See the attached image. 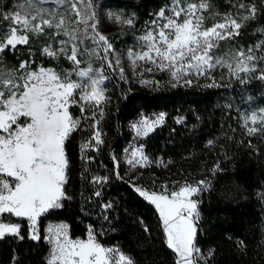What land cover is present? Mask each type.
<instances>
[{"label": "trees", "instance_id": "16d2710c", "mask_svg": "<svg viewBox=\"0 0 264 264\" xmlns=\"http://www.w3.org/2000/svg\"><path fill=\"white\" fill-rule=\"evenodd\" d=\"M235 1L246 8L252 0ZM116 2L129 4L128 0ZM160 3L161 0H141V7L146 11L148 6L156 7ZM262 23L264 7L259 16L243 22L238 42H253L260 35L255 26ZM93 35L87 36L94 44L92 53L103 60V46L95 42ZM30 37L31 45L18 44L15 49L9 46L0 52V70L18 69L26 61L31 66L58 65L71 75L77 72L61 55L43 54L42 41L33 34ZM78 58H81L79 50ZM241 79L245 82L228 78L213 85H166L155 89L124 81L115 74L104 81L109 106L101 116L108 135L103 146L120 150L130 139L127 125L130 117L141 108H163L167 111L165 121L142 139L151 161L150 167L139 168L140 175L148 178L149 185H153L150 184L153 180L169 178L207 182L193 196L199 213L194 241L201 250H208L206 264H264V131L249 135L247 128L253 124L249 121L244 126V117L252 110L264 109V80ZM176 114H182L184 119L176 122ZM86 125L84 117L81 118L65 141L66 198L61 200V207L49 209L38 218L40 239L30 238L24 217L0 216V220L20 223L19 236L0 238V264H46L48 243L43 236L48 219L65 220L74 236L84 234L87 222L101 218V223H107L103 235L97 229L98 238L118 240L134 256L136 264H175L156 207L135 191L144 185L117 175L122 165L114 153L105 155L111 171L98 190L103 195L110 189L115 192L112 205L106 208L98 205V196L87 191L78 144ZM208 141L213 143L209 145Z\"/></svg>", "mask_w": 264, "mask_h": 264}, {"label": "snow or ice", "instance_id": "6c2138e0", "mask_svg": "<svg viewBox=\"0 0 264 264\" xmlns=\"http://www.w3.org/2000/svg\"><path fill=\"white\" fill-rule=\"evenodd\" d=\"M80 2L84 4L83 11L77 8L76 0H57L58 4L71 8L78 17L77 23L86 26L85 31L91 28L93 39L102 44L104 59L108 66L112 67L113 62L107 59L112 44L105 35L97 31L99 21L96 13L91 11L92 0ZM29 6L31 7L30 0ZM208 7L205 0H201L199 4L184 0L183 5L181 0H171V7L161 8L155 14L156 19L150 22L152 27L139 38L142 48L146 50L141 53L129 50L128 57L132 64L135 66L138 61H145L154 66L146 68L145 71H167L173 80L184 79L185 84L192 83L185 77L207 76L217 65L226 67L241 83L245 82L241 79V73L247 77L248 74L259 71L257 78L264 80V68H258L257 64L253 63L264 62V56L257 57L252 48L248 49V55L242 50L237 52L235 63L211 55L219 40L233 34L238 35L243 22L255 17V5L245 8L240 4L239 9L244 10L246 15L234 18L225 14L224 22L205 27L202 12ZM41 11L43 10H36L35 14L28 10L23 14L19 11L7 15L0 13L4 20L15 25L6 29L7 34L0 37V52L9 46L15 49L18 44L28 43L27 33L38 35L44 32L45 26L53 27L51 20L41 18ZM166 11L171 15L166 16ZM181 16L184 17L183 20L180 19ZM113 18L116 23H133L132 18L122 20L121 15L109 13V19ZM89 21L92 23L89 24ZM63 25L64 20L61 18L55 27L61 29ZM18 32L25 34L18 35ZM74 32L75 29L72 32L65 31L64 35L75 41ZM66 43L68 41H59L61 47L58 51L52 50L51 45L45 46L42 51L50 57H56L58 52L66 54L63 47ZM262 45L264 41L255 47L261 48ZM97 55L99 56V53ZM77 56L78 49L73 43L71 55H67V59L79 66ZM115 63L118 65L119 60ZM28 69V62L22 61L18 69L0 70V214L26 217L30 222V238L39 240L38 218L49 209L61 207L60 201L66 198L63 190L68 168L65 141L80 123L79 119H74L69 112L71 103L75 102L74 94L79 93L82 104H94L99 107L105 98L103 84L107 78L102 71L93 70L91 66L77 71L76 80L71 78V74L58 73L52 68L41 66L38 70ZM120 71L123 78V69ZM83 111L85 109L81 107V112ZM100 114L103 115L102 108ZM164 116V113H160L151 122L145 118L141 121L142 127L134 124L133 128H137L138 135H147L155 125L163 122ZM20 117L29 118V121L21 124ZM249 121L253 125H260L247 128L249 135L264 131V109L245 116L244 126H247ZM99 137L100 133L95 132L94 139L97 144L102 143ZM212 143L208 141L209 145ZM86 147L87 144H82L81 151ZM127 163L132 167L147 165L148 157L143 155L142 146L132 150ZM106 179L107 177H93V182L99 184ZM206 184V181L198 182L197 186L185 184L179 191H172L170 197L155 191L135 188L141 197L155 205L159 211L167 247L173 250L177 257L175 264H198L204 259L194 243L197 229L192 217L195 214L198 219L199 213L196 211L197 203L190 197L200 192V186ZM95 195L99 196L100 192ZM19 233V224L0 223V238L6 235L19 236ZM47 233L45 240L51 248L46 264H134L132 258L119 249L105 248L98 244L91 231L87 240H73L68 235L67 225L61 223L54 227L49 226Z\"/></svg>", "mask_w": 264, "mask_h": 264}, {"label": "rangeland", "instance_id": "374dc122", "mask_svg": "<svg viewBox=\"0 0 264 264\" xmlns=\"http://www.w3.org/2000/svg\"><path fill=\"white\" fill-rule=\"evenodd\" d=\"M117 1V0H116ZM111 2L110 0H92V8L91 11L96 13L98 23L97 31L103 35H105L109 41V43L112 44V50L108 53V60H111L113 62L112 67L108 66L107 61L103 58V60L99 57H94L92 51L94 44L92 40L88 39L87 36L89 33H93L91 28H88L87 31H85L86 26L83 23H77L78 17L77 15L71 10V8L67 5H61L57 3V0H30L31 7L29 6V0H0V13H3L4 15H7L9 13H15L17 11L23 12L25 10L31 11L33 14H35L36 10H43L41 11V18L42 19H48L52 21L53 27L48 28L45 26V30L42 34H38L41 37L38 38L37 34L33 33H27L28 35V45H31L32 40L30 35L33 34V37L37 38V40L42 41L40 45L41 52L45 46L51 45L52 50L58 51V49L61 47L59 44V41L65 40L68 41L63 47L65 48L66 54H58L61 55L64 59L69 61V64L71 67H75L76 71H79L80 69H86L89 66L93 70H100L103 72V75L108 79L111 75L115 74L119 77H121V71L120 69H123V80L124 81H130L131 83H136L145 87H150L152 89L159 88L161 86H174V85H183L185 84L184 79H181L179 81L173 80L171 75L167 72H161L154 70L152 72L145 71L148 67H154L150 63H147L145 61H138L137 64L134 66L128 57L129 50H132L135 53H141L142 51H145L146 48H142V42L140 41V37L146 34V30L151 28V21L153 19H156L155 14L160 11L161 8H168L171 7V0H161V3L156 6L152 7L151 5L146 8V11L141 7V0H128L129 4H120V2ZM222 3H219L217 0H205L206 3H208L209 7L207 10L203 11L202 14L205 17L204 20V26L205 27H211L215 23H222L224 22L225 14H230L234 18H237L238 16L246 15L247 13L243 10L240 11L238 9L239 1H232V0H222ZM188 3H197L199 4L201 0H187ZM77 8H79L81 11L84 10V4L80 2V0H76ZM181 3L183 5L184 0H181ZM255 5L256 8V14L255 17L259 16L260 13L263 12L264 7V0H256V1H250L247 5V7ZM23 6V7H21ZM246 7V8H247ZM109 13L113 14H119L121 15L122 20H126L128 18H132L133 23L132 25H128L125 23H116L114 18L109 19ZM166 16H170L171 13L166 11ZM254 17V18H255ZM63 18L64 25L61 29H57L55 27L56 24H58ZM183 16L180 17L181 20H183ZM253 19V18H251ZM92 23V21H89V24ZM12 25L10 21L4 20L2 16H0V37L6 35V29H8ZM256 29L260 31V35L253 41L248 44L239 43L238 40L240 39V30L239 34H233L232 36L225 38L223 40L218 41L217 47H215L211 55L213 57H221L224 60L228 62L235 63L234 57L235 54L239 51H244L245 55H248V49L252 48L253 53L259 57L264 56V45H262L261 48H256L255 46L257 44H260L261 41H264V23L262 24H256ZM75 29V32L73 33L76 36L75 41H71L70 38L66 35H64L65 31L72 32V30ZM23 32H18V35H24ZM75 43L77 46V49L79 50V53L81 55V58L77 59L80 61L79 66L74 64L73 61L67 59V55H71V47L72 44ZM46 55V54H45ZM105 55V54H104ZM48 56V55H47ZM119 60V64L117 65L115 62L116 60ZM253 63H256L258 68H264V62L261 61H254ZM29 69L28 70H38L41 66L44 68H52L55 69L58 73H65L68 74L66 70H64L62 67L54 64H37L36 66H31V64L28 62ZM95 74V73H94ZM241 77H245L243 73L240 74ZM259 71L256 73H250L245 78H253L258 77ZM71 78L73 80L78 79V77L74 74L71 75ZM228 78H236L235 75H232L226 67H222L220 65H217V67L213 70H211L210 74L207 76H196V75H189L185 77V79H189L192 81L191 84H198V85H206V84H217L219 82H222ZM141 81H151V83H142ZM104 92H105V98L102 102V104L97 107L94 104H82L79 100V93L74 94V101L71 103V106L69 107V112L72 115L74 119H79L84 117V120L86 121L87 125L85 129L83 130L82 137L79 139V152L80 157L84 161V170L85 173V181L87 183L85 184L87 187V191H92V193L98 192L99 189H101L102 183H94L93 177H109L110 175V164L108 161L105 160V155L108 153H114L122 165V170L119 172V175L122 177H126L128 180H136V184L144 185L141 186L142 189H146L148 191H155L158 194H164L168 195L170 197V194L172 191H179V188L184 186L185 184H189L192 186H197L199 181L194 180H184L180 178H172V179H164V180H153L149 185L147 183L148 178H145V175L141 176L139 168L141 166L132 167L127 163V160L131 158V152L135 149H140L142 146L143 155L148 157V163L146 166H149V163L151 161L150 155L145 151L144 149V143L142 141L143 137L145 135L137 134V128H133V125H137L138 127H142L141 121L145 118L151 122L153 121L160 113H164V120L166 119L167 111L163 108H141L139 109L132 117L129 118L127 121V125L130 131V139L125 141L123 145L121 146L120 150H114L113 147H110L109 149L103 146V141L105 136L107 137V130L104 124L101 120V114H100V108H102L103 112L104 110L109 106V100L108 95L105 91V86L103 84ZM90 91V89H89ZM81 107L85 109V111L81 112ZM263 109L262 107L256 108L252 110L249 115L252 112H258V110ZM93 113H95V116H93ZM184 119V116L182 114H176L174 116V120L176 122H180ZM29 121V118L26 117H20V123L24 124ZM162 122V123H163ZM161 123V124H162ZM159 124V125H161ZM159 125H155L153 129ZM257 126V125H253ZM15 127V125H13ZM100 133L99 139L102 141V143L97 144L94 139V133L95 132ZM149 133V132H148ZM87 144L88 147H86L83 152L81 151V145ZM107 150V152H104ZM105 153V154H104ZM109 155V154H108ZM139 155V154H138ZM109 157V156H107ZM150 167V166H149ZM151 172V170H150ZM148 172V174L150 173ZM141 176L140 179H138L137 176ZM150 178V177H149ZM184 178V177H181ZM167 186L165 189L164 186ZM106 189V188H104ZM105 191V190H103ZM195 195V194H194ZM192 195L190 199H192L194 202V198ZM115 192L110 189L107 191L104 195L100 193V195L97 198L98 205H101L102 207L106 208L105 205H112L114 200L116 199ZM61 202V201H60ZM155 206V205H154ZM158 211V210H157ZM197 211V210H196ZM7 214V213H5ZM3 214H0V216ZM14 216L13 214H10ZM187 215V213H185ZM158 216L159 211H158ZM102 217H105L103 215ZM27 222L28 226V234L30 236V222L26 217H24ZM193 220L195 223V214H193ZM102 219V218H101ZM101 219L93 220L92 222H87L86 230L83 235H71L69 233V226L67 222L63 219H48L44 225V240L45 236L48 235L47 229L49 226H56L61 223L67 225V231L68 235L71 239L75 240L77 238L87 240L89 231H91V234L94 236L95 241L102 245L105 248H117L127 256L131 257L132 260L135 263L134 256L127 251L122 244L118 240H102L98 238L97 236V229L100 230V233L104 234V223H101ZM0 223L5 224H19L20 223L16 220H0ZM160 224L162 227V232L164 235V239L166 242V234L163 231V223L160 218ZM38 227V224H37ZM46 241V240H45ZM47 242V241H46ZM48 243V242H47ZM195 243V241H194ZM196 245V243H195ZM197 248L200 249L198 245H196ZM51 245L48 243V250L46 253V259L48 257L49 251H50ZM173 251V250H172ZM174 253V252H173ZM200 255L204 257L203 261H199L198 264H206L207 257L209 255L208 250L200 249ZM175 260L177 259L176 254L174 253Z\"/></svg>", "mask_w": 264, "mask_h": 264}]
</instances>
